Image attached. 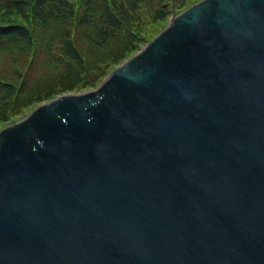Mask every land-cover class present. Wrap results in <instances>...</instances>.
I'll return each mask as SVG.
<instances>
[{"label": "water", "instance_id": "water-1", "mask_svg": "<svg viewBox=\"0 0 264 264\" xmlns=\"http://www.w3.org/2000/svg\"><path fill=\"white\" fill-rule=\"evenodd\" d=\"M0 264H264V0H201L2 128Z\"/></svg>", "mask_w": 264, "mask_h": 264}, {"label": "trees", "instance_id": "trees-1", "mask_svg": "<svg viewBox=\"0 0 264 264\" xmlns=\"http://www.w3.org/2000/svg\"><path fill=\"white\" fill-rule=\"evenodd\" d=\"M158 1L154 16L162 24L155 33L172 11L182 10L190 0H170V6H166L168 0ZM138 2L5 0L0 5V125L37 101L94 86L109 66L151 39L138 22L130 23L128 31L122 18L130 5L138 11ZM121 33L124 44L117 49ZM102 49L106 51L95 56Z\"/></svg>", "mask_w": 264, "mask_h": 264}, {"label": "rangeland", "instance_id": "rangeland-1", "mask_svg": "<svg viewBox=\"0 0 264 264\" xmlns=\"http://www.w3.org/2000/svg\"><path fill=\"white\" fill-rule=\"evenodd\" d=\"M195 1L196 0H190L188 5H190L191 3L195 2ZM169 2H170V0H168V4L166 6H170ZM4 3H5V0H0V5H3ZM187 6H185V7H187ZM159 7H160V2L158 0H147V1H142L141 0V2H138V8H137L138 11H134V8L130 5L128 8H130L131 10L130 11H127L126 10L125 13H124V15L122 16V18L124 20V23L127 24L128 31H130V28H129L130 23H132V22H138L139 24H141L143 26V34L146 37H149V36H151V38L154 37L158 33V32H156V33L154 32L155 29H156V27L158 25L162 24V23H160L162 21H160V19L157 16H154L156 9L159 8ZM185 7H183V8H185ZM84 9H82L81 14L84 13ZM177 12H180V11H172L171 12V14L167 17V21L164 22L165 25L162 27V29L170 22V20L172 19V15H174V13H177ZM6 14H9V13H6ZM122 41H123V34L121 33L119 35V37L116 39V43H117L116 48L117 49L120 48V45L124 44V43H122ZM145 43H146L145 41H142L139 44L140 47L144 46ZM105 51H106V49L98 50V51H95L94 54H95V56H98V55L104 53ZM128 58H129V56H126L121 61H119V63H115V64L109 66V68H108L109 71H107L105 74H103L98 79L97 83L94 86H92V87L91 86L90 87H84V88H76V89L68 90L66 93H69V92L79 93V92H84V91H88V90L97 88L101 84L102 80L113 69H115L116 67H118L119 65H121ZM50 100L51 99L37 101V102L29 105L28 107L25 108V110L23 111L22 114H19V115L15 116L14 118L12 117V119L9 122H6L5 124L0 125L1 126L0 127V130L4 126L13 123L16 120H20V119L24 118L26 115H28L31 111H33L39 105H41V104H43L45 102H49Z\"/></svg>", "mask_w": 264, "mask_h": 264}]
</instances>
